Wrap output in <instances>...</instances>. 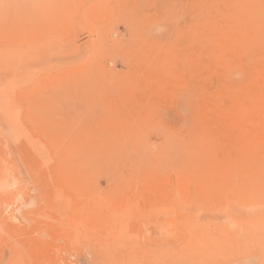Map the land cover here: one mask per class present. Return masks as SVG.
Segmentation results:
<instances>
[{
	"label": "rangeland",
	"instance_id": "1",
	"mask_svg": "<svg viewBox=\"0 0 264 264\" xmlns=\"http://www.w3.org/2000/svg\"><path fill=\"white\" fill-rule=\"evenodd\" d=\"M262 19L0 0V264H264Z\"/></svg>",
	"mask_w": 264,
	"mask_h": 264
},
{
	"label": "bare ground",
	"instance_id": "2",
	"mask_svg": "<svg viewBox=\"0 0 264 264\" xmlns=\"http://www.w3.org/2000/svg\"><path fill=\"white\" fill-rule=\"evenodd\" d=\"M234 8H235V7H234ZM254 13H255V12H254ZM255 14H256V13H255ZM251 15H252V14H251ZM256 15H257V14H256ZM228 16H229V14H228ZM229 17H230V16H229ZM254 17H255V16H254ZM242 18H243V17H242ZM249 18H251V17H249ZM249 18H248V19H249ZM252 18H253V17H252ZM229 19H230V18H229ZM233 19H234V18H233ZM258 19H259V18H258ZM258 19H257V20H258ZM251 20H252V19H251ZM251 20H250V24L252 23ZM227 21H228V19H227ZM247 21H249V20H247ZM262 21H263V19H262ZM262 21H261V22H262ZM253 22H254V19H253ZM263 22H264V21H263ZM235 23H236V22H235ZM235 23H233V24H235ZM245 23H247V22H245ZM255 23H256V22H255ZM257 23H258V21H257ZM236 24H237V23H236ZM259 24H260V23H259ZM247 25H248V24H247ZM253 25H256V24H253ZM261 26H263V25H261ZM261 26H260V27H261ZM225 27H226V26H225ZM231 27H232V25H231ZM253 27H254V26H253ZM263 27H264V26H263ZM227 28H228V26H227ZM239 28H240V26L238 27V29H239ZM250 28H251V26H250ZM258 28H259V27H258ZM230 29H231V28H229V30H230ZM233 29H235V28L233 27ZM240 29H241V28H240ZM253 29H254V28H253ZM229 30H227L228 35H229L230 32H234V31H231L232 29H231L230 31H229ZM236 30H237V28H236ZM236 30H235V32L238 31V30H237V31H236ZM241 30H242V29H241ZM243 30H244V29H243ZM255 30H257V29H256V26H255ZM260 30L263 31L264 28H263V30H262L261 28H259L258 31L261 32ZM228 31H229V32H228ZM239 31H240V30H239ZM224 32H225V31H224ZM235 32H234V35H236ZM242 32H243V31H242ZM247 32H248V31L245 32V30H244V33H247ZM250 33H251V32H250ZM256 33H257V31H256ZM218 34H219V33H218ZM220 34H221V32H220ZM220 34H219V35H220ZM251 34H254V33H251ZM219 35L216 36V34H215V38H213L212 41H214L216 38H217V40H218ZM228 35H226V37H228ZM232 35H233V34H232ZM240 35H241V36H244V35L241 34V33H240ZM245 35L248 36V35H250V34L247 33V34H245ZM262 35H263V34H262ZM222 36H223V34H222ZM222 36L220 37L221 39L223 38ZM229 36H231V34H230ZM211 37H212V36H211ZM226 37H225V39H224V38H223V39L226 40V39H227ZM234 37H235V36H232V38H234ZM250 37H251V35H250ZM252 37H253V36H252ZM261 37H262V36H261ZM236 38L238 39V37H236ZM239 38H241V37H239ZM244 38H245V37H244ZM251 39H254V38H251ZM258 39L261 40L262 38H258ZM227 40H228V39H227ZM249 40H250V39H249ZM249 40H248V41H249ZM255 40H257V39H255ZM208 41H209V39H208ZM210 41H211V40H210ZM228 41H229V40H228ZM228 41H226V42H228ZM246 41H247V40H246ZM214 42H215V41H214ZM218 42H219V41H218ZM235 42H236V41H235ZM239 42H240V43H239ZM239 42H238V43L241 44V45L243 46L242 41H239ZM251 42H252V41H251ZM251 42L249 41V44H250ZM258 42L260 43V41H258ZM243 43L245 44L246 42L243 41ZM256 43H257V41H256ZM256 43H253V44H256ZM213 44H215V43H213ZM222 44H223V42H222ZM233 44H234V43H233ZM206 45H207V44H206ZM217 45H218V44H217ZM241 45H240L239 47H241ZM260 45H261V44H260ZM212 46H213V45H212ZM228 46H229V45H228ZM245 46H246V45H244V48H245ZM215 47H216V46H215ZM222 47H223V46H222ZM237 47H238V46H237ZM246 47H248V45H247ZM253 47H254V46H253ZM209 48H210V47H209ZM226 48H227V47H226ZM231 48H232V47H231ZM250 48H251V47H248V51H249ZM213 49H215V48H213ZM213 49H209V51H212ZM224 49H225V48H224ZM240 49H243V48L241 47ZM246 49H247V48H246ZM260 49H261V48H260ZM237 50H238V49H237ZM250 50H251V49H250ZM258 50H259V49H258ZM241 51H242V50H241ZM243 51H244V49H243ZM216 52H217V51H216ZM238 52H240V51L238 50ZM260 52H261V51H260ZM262 52H264V51L262 50ZM231 53H232V54H231ZM242 53H243V52H242ZM251 53H252V52H251ZM257 53H258V52H257ZM230 54H231V56L225 57V58H223L222 60H221V58H218V61H217V60L213 61L212 63L209 64V66H211V65H214V66H215V65H216V66H220L221 68H226V67H227V69H228V67H229L228 65H231V66H233V67H234V66H240V69L244 68L245 71L248 70V69L250 68L249 66H247L248 63H247V65L244 63L243 59H241V60L243 61V63L241 62V60L238 58V54H239V53H237L236 50H234L233 52L231 51ZM217 55H218V53H217ZM227 55H228V53H227ZM256 55H257V54H256ZM242 57H243V56H242ZM243 58H244V57H243ZM257 58H258V57H257ZM219 59H220L221 62L219 61ZM248 59H249V58H248ZM256 60H257V59H256ZM247 61H250V59L247 60ZM247 61H246V62H247ZM251 64H252V63H251ZM253 65H255V62H254ZM255 66H256V65H255ZM241 67H242V68H241ZM248 67H249V68H248ZM207 68H208V67H207ZM235 69H236V68H235ZM218 70H219V69H218ZM223 70L225 71V69H223ZM206 72H207V71H206ZM208 72H209V71H208ZM225 72H227V71H225ZM246 72H247V71H246ZM227 73H228V72H227ZM243 73L245 74V72H243ZM220 78H221V77H220ZM223 78H224V77H223ZM223 78H222V79H223ZM228 78H229V77H228ZM228 78H227V80H228ZM235 78H236V77H235ZM245 78H246V80H251V78H249V76H247V77H245ZM220 80H221V79H220ZM262 80H264V75H263Z\"/></svg>",
	"mask_w": 264,
	"mask_h": 264
}]
</instances>
